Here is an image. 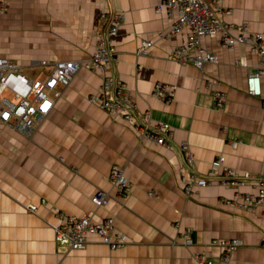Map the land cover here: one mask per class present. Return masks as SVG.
<instances>
[{"label":"crops","instance_id":"1","mask_svg":"<svg viewBox=\"0 0 264 264\" xmlns=\"http://www.w3.org/2000/svg\"><path fill=\"white\" fill-rule=\"evenodd\" d=\"M160 0H6L0 15V56L19 64L30 77L46 68V60L87 58L104 26L100 14L117 10L122 22L110 39V72L123 80L139 110L170 126L167 145L140 140L130 122L91 104L89 95L101 78L80 70L30 139L0 126V264H193L191 253L207 252L214 264H264V216L232 209L223 198L236 189L211 183L182 193L180 146L187 142L193 165L203 174L213 161L238 172H264V72L261 94L247 92L246 76L260 68L248 46L229 50L216 37L204 36L200 47L216 55L202 69L168 58L170 49L186 41L190 28L172 29ZM223 20L246 23L264 40V0H220ZM237 35L236 30L232 31ZM150 40L147 55H137L140 40ZM243 57L245 64H236ZM212 90L226 96L216 109ZM156 82L167 84L169 102L152 96ZM140 118L137 117V120ZM238 140L234 146L229 142ZM120 164L132 183L130 196L114 197L108 180L112 164ZM111 199L97 208L90 197L97 190ZM255 192L252 184L237 189ZM44 200V201H42ZM34 204V213L25 209ZM88 214L92 220L113 216V231L126 242L110 248L95 237L79 249L58 248L54 211ZM189 230L191 244L181 232ZM213 238H238L242 243L227 259Z\"/></svg>","mask_w":264,"mask_h":264},{"label":"built area","instance_id":"2","mask_svg":"<svg viewBox=\"0 0 264 264\" xmlns=\"http://www.w3.org/2000/svg\"><path fill=\"white\" fill-rule=\"evenodd\" d=\"M220 0H160L156 10H164L172 19V29L178 31L189 27L190 33L183 44L174 46L168 53L170 60L180 63H191L202 69L206 62H216V56L200 47V40L204 36H216L221 46L233 48L236 44H246L253 50L262 65L257 71L246 76L247 92L251 95H260V78L264 72V40L260 33L251 31L246 23L233 25L223 21L224 11L219 6ZM5 0H0V14L4 13ZM104 26L96 34V43L93 52L87 58L57 59L51 64L46 60L37 62L42 68L49 66L38 77L26 75L19 64L7 57L0 56V126L9 128L16 133L30 139L37 125L45 118L54 104L55 97H59L62 89L69 85L80 70H88L98 74L101 78L100 88L95 94L89 95V102L109 114L130 122L136 136L149 140L157 145H167L170 126L164 121H153L149 110L141 111L133 101L126 83L110 72V55L113 49L110 39L116 33L117 26L122 19L118 11L107 10L101 15ZM236 30L237 35L232 31ZM152 42L140 40L135 53L147 55ZM243 57L238 64L243 65ZM211 90L214 105L220 108L226 98L219 90H212V81H206ZM152 96L156 99L168 101L172 97L169 86L156 82L152 89ZM137 117L140 118L137 120ZM238 140L230 141V146ZM180 151L184 165L179 169V179L182 193L189 196L195 187H205L217 183L236 189L232 197L223 198V203L232 209L254 211L260 207L264 216V172H238L224 164V156L219 155L209 170L201 174L193 165L192 152L183 142ZM108 180L114 189V197L125 201L131 194L132 183L124 174L120 164H112L108 172ZM252 184L255 192H240L237 189ZM111 196L104 190L97 189L90 201L97 208L105 206ZM44 201V200H42ZM25 209L34 213L36 206L26 204ZM58 218L55 231V243L58 248L79 249L86 246L90 237L97 238L110 248H117L126 242V235L113 231V216H106L94 221L88 214L71 215L62 211H54ZM184 244H191L189 230L181 232ZM238 238H213L211 244L223 250L222 259L239 245ZM193 264H214L207 252L195 251L191 253Z\"/></svg>","mask_w":264,"mask_h":264},{"label":"rangeland","instance_id":"3","mask_svg":"<svg viewBox=\"0 0 264 264\" xmlns=\"http://www.w3.org/2000/svg\"><path fill=\"white\" fill-rule=\"evenodd\" d=\"M5 2H6V0H5ZM5 9H6V6H5ZM4 11H5V10H4ZM112 11H117V10H112ZM102 13H103V12H102ZM102 13L100 14V17H101V15H102ZM0 15H1V14H0ZM101 19H102V18H101ZM223 21H224V20H223ZM121 22H122V19H121V21L119 22L118 26L120 25ZM224 22H225V21H224ZM118 26H117V30H118ZM117 30H116V33H117ZM116 33H115V34H116ZM115 34H114V35H115ZM114 35H113V36H114ZM113 36H112V37H113ZM212 37H216V36H212ZM216 38H217V37H216ZM217 39H218V38H217ZM218 41H219V40H218ZM200 42H201V40H200ZM95 43H96V36H95ZM95 43H94V44H95ZM219 44H220V43H219ZM238 44H240V43H238ZM110 45H111V44H110ZM220 45H221V44H220ZM236 45H237V44H236ZM236 45H235V46H236ZM241 45H245V46H247L246 44H241ZM235 46H234V47H235ZM94 47H95V45H94ZM222 47H223V46H222ZM234 47H233V48H234ZM224 48H225V47H224ZM233 48H231V49H233ZM226 49H229V48H226ZM231 49H229V50H231ZM252 51H253V50H252ZM253 52H254V51H253ZM213 55H214V54H213ZM112 56H113V53L110 55L109 65H111ZM215 56H216V55H215ZM238 59H239V58H238ZM238 59H237V61H236V64L239 65V66H242V65L238 64ZM216 62H217V57H216ZM216 62H206V63H216ZM206 63H204V64H206ZM259 63H260V61H259ZM244 64H245V63H244ZM244 64H243V65H244ZM260 68H262L261 63H260ZM263 69H264V67H263ZM45 71H46V69H45ZM77 74H78V73H77ZM77 74H76V75H77ZM26 75H27V74H26ZM261 76H262V75H261ZM29 77H30V76H29ZM162 83H163V82H162ZM224 97L226 98L225 94H224ZM171 99H172V97H171ZM171 99H170V100H171ZM170 100L165 101V102H169ZM225 101H226V100H225ZM224 105H225V104H223L220 108L216 107V105H215V108H216V109H222V108L224 107ZM149 112H150V111H149ZM167 124H168V123H167ZM168 125H169V124H168ZM237 143H238V142H237Z\"/></svg>","mask_w":264,"mask_h":264}]
</instances>
